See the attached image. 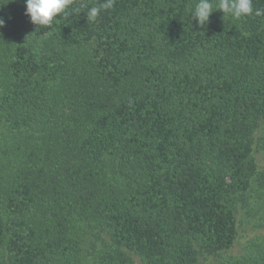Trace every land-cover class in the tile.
<instances>
[{"label":"trees","instance_id":"trees-1","mask_svg":"<svg viewBox=\"0 0 264 264\" xmlns=\"http://www.w3.org/2000/svg\"><path fill=\"white\" fill-rule=\"evenodd\" d=\"M102 2L0 0V264H264V16Z\"/></svg>","mask_w":264,"mask_h":264},{"label":"clouds","instance_id":"clouds-1","mask_svg":"<svg viewBox=\"0 0 264 264\" xmlns=\"http://www.w3.org/2000/svg\"><path fill=\"white\" fill-rule=\"evenodd\" d=\"M73 0H25V15L30 22L39 27L50 28L54 20L62 14L66 15V10ZM115 0H103L99 7H91L86 12V21L95 22L101 10H109L114 7ZM216 10H221L223 14L229 15L235 20L248 16H264V10L254 9L253 0H217ZM213 13V0H199L190 13V17L195 19L199 26L204 27ZM5 20L0 17V29L5 27Z\"/></svg>","mask_w":264,"mask_h":264}]
</instances>
